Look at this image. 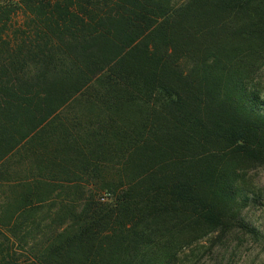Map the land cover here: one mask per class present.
Segmentation results:
<instances>
[{
	"label": "trees",
	"instance_id": "1",
	"mask_svg": "<svg viewBox=\"0 0 264 264\" xmlns=\"http://www.w3.org/2000/svg\"><path fill=\"white\" fill-rule=\"evenodd\" d=\"M262 67L264 0H0V264L258 240Z\"/></svg>",
	"mask_w": 264,
	"mask_h": 264
},
{
	"label": "rangeland",
	"instance_id": "2",
	"mask_svg": "<svg viewBox=\"0 0 264 264\" xmlns=\"http://www.w3.org/2000/svg\"><path fill=\"white\" fill-rule=\"evenodd\" d=\"M259 81L264 100V67L259 72ZM245 181L250 202L242 214L260 238L255 240L233 233L217 241L214 235H205L183 246L175 264H264V166L249 170Z\"/></svg>",
	"mask_w": 264,
	"mask_h": 264
},
{
	"label": "built area",
	"instance_id": "3",
	"mask_svg": "<svg viewBox=\"0 0 264 264\" xmlns=\"http://www.w3.org/2000/svg\"><path fill=\"white\" fill-rule=\"evenodd\" d=\"M107 200V196L106 195H103L101 198H100V201H106Z\"/></svg>",
	"mask_w": 264,
	"mask_h": 264
}]
</instances>
